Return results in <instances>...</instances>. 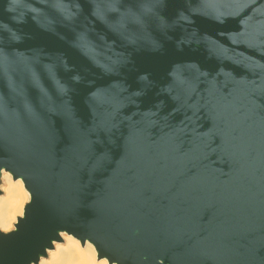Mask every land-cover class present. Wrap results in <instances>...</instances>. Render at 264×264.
<instances>
[{"label": "water", "instance_id": "95a60500", "mask_svg": "<svg viewBox=\"0 0 264 264\" xmlns=\"http://www.w3.org/2000/svg\"><path fill=\"white\" fill-rule=\"evenodd\" d=\"M2 172L0 264H264V0H0Z\"/></svg>", "mask_w": 264, "mask_h": 264}, {"label": "bare ground", "instance_id": "6f19581e", "mask_svg": "<svg viewBox=\"0 0 264 264\" xmlns=\"http://www.w3.org/2000/svg\"><path fill=\"white\" fill-rule=\"evenodd\" d=\"M2 179L4 187L3 194H0V230L8 231L15 217L22 214L27 194L20 179L13 180L8 172H2ZM61 237L64 242H55L54 248L48 251V257L41 258L38 264H98L96 250L90 242L77 243L78 239L65 233Z\"/></svg>", "mask_w": 264, "mask_h": 264}, {"label": "snow or ice", "instance_id": "6c2138e0", "mask_svg": "<svg viewBox=\"0 0 264 264\" xmlns=\"http://www.w3.org/2000/svg\"><path fill=\"white\" fill-rule=\"evenodd\" d=\"M60 235L62 236L63 233H61ZM77 243H80V241H77ZM97 255L104 257L103 259L98 260V264H109V260L113 259V257L108 253H105L103 249H101ZM41 264H43V262H41Z\"/></svg>", "mask_w": 264, "mask_h": 264}, {"label": "rangeland", "instance_id": "374dc122", "mask_svg": "<svg viewBox=\"0 0 264 264\" xmlns=\"http://www.w3.org/2000/svg\"><path fill=\"white\" fill-rule=\"evenodd\" d=\"M3 187H4V181H3V183H2V188H1V190H2V193L1 194H3ZM26 192V194H27V199H26V201H25V203L24 204H26V202L28 201V193H27V191H25ZM23 207H24V205H23ZM23 207H22V210H23ZM17 217V216H16ZM16 217H15V221H16ZM14 224V223H13ZM12 228H13V226H12ZM11 228V229H12ZM64 242V240H63V238H62V241L61 242H58V243H63ZM45 259V258H44Z\"/></svg>", "mask_w": 264, "mask_h": 264}]
</instances>
